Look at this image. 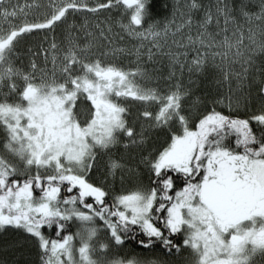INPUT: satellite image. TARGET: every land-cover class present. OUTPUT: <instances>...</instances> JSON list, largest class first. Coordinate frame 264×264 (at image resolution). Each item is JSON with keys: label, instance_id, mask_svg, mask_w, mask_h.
Returning <instances> with one entry per match:
<instances>
[{"label": "snow or ice", "instance_id": "6c2138e0", "mask_svg": "<svg viewBox=\"0 0 264 264\" xmlns=\"http://www.w3.org/2000/svg\"><path fill=\"white\" fill-rule=\"evenodd\" d=\"M0 264H264V0H0Z\"/></svg>", "mask_w": 264, "mask_h": 264}]
</instances>
